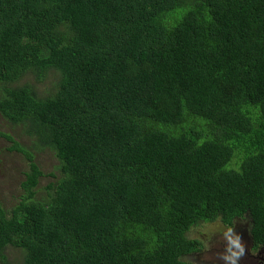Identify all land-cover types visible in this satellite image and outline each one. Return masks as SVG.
I'll use <instances>...</instances> for the list:
<instances>
[{
  "label": "trees",
  "instance_id": "trees-1",
  "mask_svg": "<svg viewBox=\"0 0 264 264\" xmlns=\"http://www.w3.org/2000/svg\"><path fill=\"white\" fill-rule=\"evenodd\" d=\"M0 114L61 173L37 195L14 140L29 168L0 199L5 264L9 247L18 264H150L147 241L110 228L144 209L184 253L201 249L193 214L245 219L264 248V0H0Z\"/></svg>",
  "mask_w": 264,
  "mask_h": 264
},
{
  "label": "rangeland",
  "instance_id": "rangeland-1",
  "mask_svg": "<svg viewBox=\"0 0 264 264\" xmlns=\"http://www.w3.org/2000/svg\"><path fill=\"white\" fill-rule=\"evenodd\" d=\"M48 75V78L40 83L39 86L44 88V90L52 91L59 75L52 72ZM26 80L34 83L31 77L26 78ZM24 130V125L12 124L0 114V132L8 133L13 137V141H11L0 136V199L6 207H10L18 201L22 193L20 183L24 178V172L29 168V162L21 151L17 149L9 150L14 145V140L21 147L30 150L43 173L39 180L37 195L41 196L40 194L42 193V197H44L46 195L44 192L45 187L48 183L56 181L58 174H61L55 170L58 160L54 152L42 146L39 149L40 145L36 142L35 148H30L29 146L34 141V138L27 135ZM239 163V158L235 156L233 160L228 162V167L238 168ZM165 217L166 213L162 208L158 227L155 213L150 209H144L130 222L122 225H111L110 228L114 231L122 230L134 239L147 241L146 250L152 258L150 264H225V262H221L219 257V254H222L225 250L224 247L221 251L220 247L225 246V242L222 240L221 234L218 233L226 228L222 222L218 219L205 221L193 214L191 219H197V221L185 232V237L189 240L200 242L201 249L198 250L194 243L185 241L188 244L189 251L184 253L183 249H175L173 247L176 244L175 237L170 228L163 223ZM237 225L245 228L247 221L245 219L237 220L236 225L232 227L234 232L240 236L248 252L255 254L257 250L251 248V242H253L251 235L243 237V231L235 230ZM19 258L17 248L9 247L6 252L7 264H18ZM0 264L5 263L0 261Z\"/></svg>",
  "mask_w": 264,
  "mask_h": 264
},
{
  "label": "clouds",
  "instance_id": "clouds-1",
  "mask_svg": "<svg viewBox=\"0 0 264 264\" xmlns=\"http://www.w3.org/2000/svg\"><path fill=\"white\" fill-rule=\"evenodd\" d=\"M218 233L221 234V238L225 242V250L220 258L225 264H238L240 258L245 254V246L240 236L234 232L233 227H226Z\"/></svg>",
  "mask_w": 264,
  "mask_h": 264
},
{
  "label": "flooded vegetation",
  "instance_id": "flooded-vegetation-1",
  "mask_svg": "<svg viewBox=\"0 0 264 264\" xmlns=\"http://www.w3.org/2000/svg\"><path fill=\"white\" fill-rule=\"evenodd\" d=\"M225 246H221V251ZM221 257V254H219ZM221 262L224 261L220 258ZM238 264H264V250H257L255 254L248 252L247 247L245 248V254L240 258Z\"/></svg>",
  "mask_w": 264,
  "mask_h": 264
},
{
  "label": "bare ground",
  "instance_id": "bare-ground-1",
  "mask_svg": "<svg viewBox=\"0 0 264 264\" xmlns=\"http://www.w3.org/2000/svg\"><path fill=\"white\" fill-rule=\"evenodd\" d=\"M17 124H22V123H17ZM22 125H24V124H22ZM25 126V125H24ZM16 142V141H15ZM49 149H51V148H49ZM52 150V149H51ZM53 151V150H52ZM54 152V151H53ZM54 154H55V152H54ZM57 158V157H56ZM58 160V159H57ZM242 231H243V237L244 236H248L249 235V232H248V224L247 225H245V228H242ZM252 243H251V248H252ZM253 249V248H252ZM258 250H264V248H262V249H258Z\"/></svg>",
  "mask_w": 264,
  "mask_h": 264
}]
</instances>
